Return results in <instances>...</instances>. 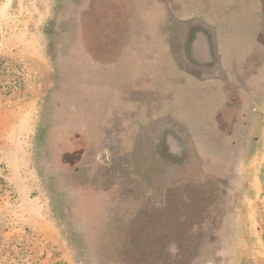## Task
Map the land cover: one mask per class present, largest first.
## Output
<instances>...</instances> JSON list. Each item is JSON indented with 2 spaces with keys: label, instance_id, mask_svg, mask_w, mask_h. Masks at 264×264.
Returning <instances> with one entry per match:
<instances>
[{
  "label": "rangeland",
  "instance_id": "obj_1",
  "mask_svg": "<svg viewBox=\"0 0 264 264\" xmlns=\"http://www.w3.org/2000/svg\"><path fill=\"white\" fill-rule=\"evenodd\" d=\"M139 2L0 0V264H264V95L229 159L137 121L163 107L159 78L202 89L172 67V0L144 2L162 6L146 28ZM226 40L228 63L261 52Z\"/></svg>",
  "mask_w": 264,
  "mask_h": 264
},
{
  "label": "crops",
  "instance_id": "obj_2",
  "mask_svg": "<svg viewBox=\"0 0 264 264\" xmlns=\"http://www.w3.org/2000/svg\"><path fill=\"white\" fill-rule=\"evenodd\" d=\"M145 1L140 0L141 7L134 16L145 22L144 28L147 22L142 12L146 5L158 9L162 7L161 2L158 5L156 2L149 4L144 3ZM169 5L173 6L169 13L182 19L173 21L172 31L176 32L179 38H171V44L167 42L172 67L196 80L202 85V89L195 91L196 86H189L185 79L177 76L178 78L174 79L176 86L167 90L163 87L164 81L161 83V79H157L159 92L163 93L165 100L163 107L151 119L147 108L143 107L141 118L140 110L134 108V103L125 100L122 104H131L137 114V121L142 124V119L181 122L185 128L190 129L192 140L201 147H197L200 154L209 159H229L230 152L238 151L239 145L244 143L246 130L251 126L250 114L255 111L257 99L264 95V0H172V5ZM182 15L191 17L188 19L181 17ZM177 21L185 26L179 27L183 28L182 31L177 28ZM227 38L230 42L238 40V43L243 38H249L252 45L261 52L257 54L251 51L244 56L243 61L235 56L228 63L224 48L229 43ZM176 39H179L182 45L184 58L179 57ZM205 47H208L209 63L205 66L204 63L199 65L200 70H191L188 65L190 58L195 62L199 59L201 61L205 58ZM123 65L126 69L130 67L127 61L121 62L119 70L114 72L121 74ZM180 80H184L185 84H179ZM208 82H213L214 85H209ZM180 92H183L182 98L186 103H191V106L200 105L193 114L187 113L185 108H190L188 104L184 109L176 107L174 102ZM193 94L195 95L191 96ZM123 108H126V105ZM184 113V118L179 117Z\"/></svg>",
  "mask_w": 264,
  "mask_h": 264
}]
</instances>
